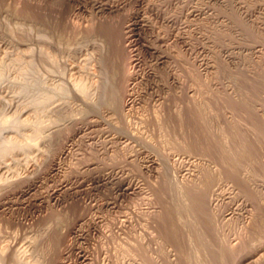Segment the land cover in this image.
I'll use <instances>...</instances> for the list:
<instances>
[{
	"label": "rangeland",
	"instance_id": "rangeland-1",
	"mask_svg": "<svg viewBox=\"0 0 264 264\" xmlns=\"http://www.w3.org/2000/svg\"><path fill=\"white\" fill-rule=\"evenodd\" d=\"M2 1L0 164L8 173L0 177V200L14 195L19 180L41 179L61 134L102 114L101 125L90 128L62 161L64 174L55 181L79 176L93 160L94 175L117 170L118 176L142 185V192L121 200L114 210L94 213L95 225L85 226L86 251L93 257L89 264H264V0H141V15L149 22L144 43L158 46L166 64L154 66L155 74L144 78L153 57L141 47L142 79L134 88L141 103L115 115L101 111L103 96L95 90L99 82L94 77L98 57L76 50L77 44L61 53L42 17L61 15L60 22L72 32L96 21L71 16L74 1ZM134 3L110 17L125 21L138 9ZM180 34L184 40L173 38ZM69 64L77 70L70 71ZM83 88L95 104L83 106ZM188 107L207 117L226 160L193 147L185 133L165 121L170 111ZM145 156L155 161L154 172L144 170ZM189 189L205 194L210 223L192 219L181 254L157 227L158 203L160 193L169 203L174 200L169 194L175 193L188 203ZM109 194L100 193L101 198ZM73 208L93 214L79 204ZM50 211L59 221L61 211ZM23 217L0 215L1 264L41 261L39 241H33L44 233L39 227L46 219L28 226ZM143 251L150 260L144 261Z\"/></svg>",
	"mask_w": 264,
	"mask_h": 264
},
{
	"label": "bare ground",
	"instance_id": "bare-ground-1",
	"mask_svg": "<svg viewBox=\"0 0 264 264\" xmlns=\"http://www.w3.org/2000/svg\"><path fill=\"white\" fill-rule=\"evenodd\" d=\"M26 1L29 2V0ZM42 1L47 4L59 0ZM71 1L76 2L71 5V16H78L81 20L86 17L85 22L89 21L87 20L89 17L96 22L82 25L80 27L82 28L81 31L72 32L70 30L67 31L65 25L60 22L61 15L51 14L50 12L45 13L42 17L45 27L48 32L50 31L57 36L58 50L61 53H66L70 49L69 46L71 44H77L76 50H91L98 57V64L94 69V77L98 79L99 83L97 82L98 86L95 90L97 94L100 92L101 96H103L101 104V111L103 113L115 115L123 110L135 109L141 103L134 90L137 83L142 79V73L139 74L141 68L140 48L144 47L150 50L153 57L151 65H148L150 68H147L144 72V78L153 75L154 66L166 64V56L161 54V52L159 53L160 48L158 46L155 47L149 44L148 41V45L144 43L145 39L142 32L145 28L149 27V22L141 15V0H60V2L65 3H70ZM131 2H135L134 4L138 9L130 13L125 21L110 17L112 13H119V10ZM2 9L4 8L2 7ZM157 38L160 41L163 40V38ZM173 38L184 40L181 34L174 35ZM48 41L50 42V40ZM69 65L70 71L77 70V66ZM84 91L83 88L80 92L83 106L88 107L91 104H95V97L89 98ZM156 99L157 97L153 98V100ZM100 115L102 114L95 116L97 119H91L82 127L72 130L67 136H62L63 134H61L60 141L57 142V148L55 147V155L48 159L46 165L43 167L44 169L41 174L44 175L41 179L38 180L36 177L28 181L25 179L19 180L17 183L21 185L14 195L0 200V215L10 214V216H14L16 213L22 214L24 216L23 220L28 226H32L37 220L46 219L40 227L38 226L39 231L44 230V233L36 241H33H39L40 244V253L38 254L41 256V261L38 259L36 264H89V261L93 260L90 258L92 256L89 257L91 253L87 254L85 247L87 242L85 226L88 223L95 225L97 218L94 213L100 212L102 208L114 210L119 207L118 203L121 200L131 194L142 192V185L132 179L127 180L118 176L120 172L117 170L94 175L92 171L97 168L91 169L90 166L96 164L93 160L86 162L82 166V169L78 172L79 176L72 179L62 178V180L55 181L57 176L60 175L62 177L61 175L64 174V169L61 166L62 161L76 150L79 139L87 135V131L90 128L101 125L100 121H103L104 117ZM165 121H168L172 128H177L180 132L185 133L193 147L196 146L202 152H207L215 158H220L222 162L226 160L223 153L225 148H223L222 142H219L218 139L216 140L214 134L210 132L209 120L200 110L188 107L183 112L174 113L170 111L166 114ZM87 138L92 140L91 137ZM243 144L246 145L242 142ZM2 164H0V177L8 173L7 166ZM143 165L144 170L154 172L155 161L152 157L145 156ZM233 166L235 167L234 164ZM104 190L110 193L109 197L101 198L100 193L105 192ZM186 193H188V203L185 204L182 201H178V194L176 193H168V198H174L172 203L165 201L162 193H160L159 201L161 202L158 205L161 210L158 212V221L156 222L163 238L173 244V247H176L181 254L184 253L187 243L185 228L187 225L195 223L192 222V219H198L201 224L210 223L208 222L209 201L205 194L193 189H189ZM73 204H79L84 208L93 210V214H83L80 211L77 212L75 208L72 210ZM50 210L61 211L62 217L59 221L52 220ZM32 228L31 231L33 229L35 231L36 228ZM22 241L21 239V243ZM18 244L16 245L15 243L16 247ZM142 253L144 261L150 260L144 251Z\"/></svg>",
	"mask_w": 264,
	"mask_h": 264
}]
</instances>
